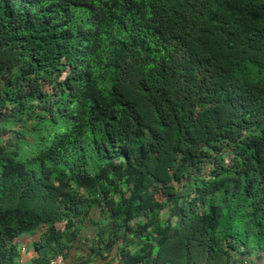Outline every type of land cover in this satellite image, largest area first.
Segmentation results:
<instances>
[{"label": "trees", "instance_id": "1", "mask_svg": "<svg viewBox=\"0 0 264 264\" xmlns=\"http://www.w3.org/2000/svg\"><path fill=\"white\" fill-rule=\"evenodd\" d=\"M60 256L264 264V0H0V264Z\"/></svg>", "mask_w": 264, "mask_h": 264}, {"label": "rangeland", "instance_id": "2", "mask_svg": "<svg viewBox=\"0 0 264 264\" xmlns=\"http://www.w3.org/2000/svg\"><path fill=\"white\" fill-rule=\"evenodd\" d=\"M31 237H26L23 239V241L26 242V244L24 245L25 246V249L27 248V246L32 242V240L30 239ZM36 239V238H35ZM24 243V242H23ZM22 249V248H21ZM25 249L21 250L22 251V254L24 255L26 253Z\"/></svg>", "mask_w": 264, "mask_h": 264}, {"label": "clouds", "instance_id": "3", "mask_svg": "<svg viewBox=\"0 0 264 264\" xmlns=\"http://www.w3.org/2000/svg\"><path fill=\"white\" fill-rule=\"evenodd\" d=\"M71 75H72V72L70 73L69 67H67V70L64 73L61 74L60 79L61 78H66L68 76L71 77Z\"/></svg>", "mask_w": 264, "mask_h": 264}, {"label": "crops", "instance_id": "4", "mask_svg": "<svg viewBox=\"0 0 264 264\" xmlns=\"http://www.w3.org/2000/svg\"><path fill=\"white\" fill-rule=\"evenodd\" d=\"M24 242V245L26 244V242L25 241H23ZM30 245H31V243L27 246V248L26 249H28L29 247H30ZM25 247V246H24ZM23 249H25V248H22L21 250H23ZM26 249H25V251H26ZM28 251V250H27ZM24 257L26 258V259H29V258H32L33 257V255H31V254H29L28 252H26L25 254H24Z\"/></svg>", "mask_w": 264, "mask_h": 264}, {"label": "built area", "instance_id": "5", "mask_svg": "<svg viewBox=\"0 0 264 264\" xmlns=\"http://www.w3.org/2000/svg\"><path fill=\"white\" fill-rule=\"evenodd\" d=\"M63 259L62 257H57V259H55L51 264H63L62 263Z\"/></svg>", "mask_w": 264, "mask_h": 264}]
</instances>
